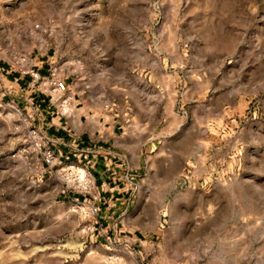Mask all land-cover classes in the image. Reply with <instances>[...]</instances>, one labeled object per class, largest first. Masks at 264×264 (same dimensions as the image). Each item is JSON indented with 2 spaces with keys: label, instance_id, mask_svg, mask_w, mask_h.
Instances as JSON below:
<instances>
[{
  "label": "rangeland",
  "instance_id": "obj_1",
  "mask_svg": "<svg viewBox=\"0 0 264 264\" xmlns=\"http://www.w3.org/2000/svg\"><path fill=\"white\" fill-rule=\"evenodd\" d=\"M37 58L114 132L125 200L45 161L46 77L0 83V264H264V0H0V68Z\"/></svg>",
  "mask_w": 264,
  "mask_h": 264
},
{
  "label": "crops",
  "instance_id": "obj_2",
  "mask_svg": "<svg viewBox=\"0 0 264 264\" xmlns=\"http://www.w3.org/2000/svg\"><path fill=\"white\" fill-rule=\"evenodd\" d=\"M37 60L38 64L32 60L30 67L32 71L46 77L43 78L47 79L45 85L38 89V94L32 90L21 93V101L26 106L33 126L47 140L48 149L53 151L56 160L63 159L64 163L70 160L84 162L94 186L96 196L93 198L102 205L106 204L101 214L107 217L111 212H118L116 202L125 200L126 189L121 188L124 159L120 156L122 148L115 146L114 132L96 121H82L74 98L70 103L71 114L61 115L60 98L55 99L57 95H52L50 91L48 79L51 67L47 60ZM0 83L9 95L20 92L21 86L25 84L28 88L34 85L30 74H13L4 68H0Z\"/></svg>",
  "mask_w": 264,
  "mask_h": 264
},
{
  "label": "built area",
  "instance_id": "obj_3",
  "mask_svg": "<svg viewBox=\"0 0 264 264\" xmlns=\"http://www.w3.org/2000/svg\"><path fill=\"white\" fill-rule=\"evenodd\" d=\"M20 62L26 63V59H21ZM27 73L31 75L33 84L38 82L39 80H41V77L37 72L30 70ZM49 74H50V78L48 80L50 81L51 92L54 95L59 96V98H60V103H61L60 114L63 116H68L72 112L71 110H69L70 103H71L72 99L68 96V94H69L68 84L64 78L57 77L56 73L54 71H52L51 69L49 70ZM42 85L44 86L45 82ZM34 133H36V132H34ZM45 161L48 164H54L56 161V157H55L54 153L47 152ZM69 168L71 169V167H69ZM74 181H76V180H74Z\"/></svg>",
  "mask_w": 264,
  "mask_h": 264
}]
</instances>
